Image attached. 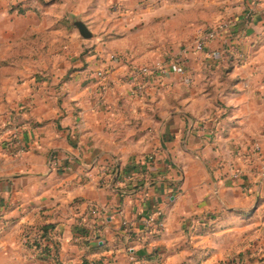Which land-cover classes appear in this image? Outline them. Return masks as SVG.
<instances>
[{"label": "crops", "instance_id": "0c3cea01", "mask_svg": "<svg viewBox=\"0 0 264 264\" xmlns=\"http://www.w3.org/2000/svg\"><path fill=\"white\" fill-rule=\"evenodd\" d=\"M228 17L196 50L198 29ZM175 58L193 81L170 72L133 93V61ZM262 95L264 0H0V264H53L22 240L40 220L58 222L62 264H85L82 222L111 245L88 256L103 264L183 261L201 214L217 212L211 234L248 215L264 225ZM157 209L160 236L121 239L124 221Z\"/></svg>", "mask_w": 264, "mask_h": 264}, {"label": "trees", "instance_id": "16d2710c", "mask_svg": "<svg viewBox=\"0 0 264 264\" xmlns=\"http://www.w3.org/2000/svg\"><path fill=\"white\" fill-rule=\"evenodd\" d=\"M114 172L113 170L112 173ZM93 205L96 204L91 203L90 207ZM211 216L215 217L213 214ZM203 225H205V228L200 230L201 232L208 227L207 222L203 223ZM57 227L58 222L45 220L29 223L24 226L22 237H25V241L23 243L33 261H47L53 264H62L60 260V241L57 236ZM161 229V227H157V230L152 232V236H160ZM210 230H213V227ZM120 231L123 241L133 239L147 241L148 239V227L139 219L133 221L132 224H122ZM77 237L79 242H84L88 247L86 251L87 257L84 258V263L103 264L104 256L99 258H90L88 256L110 249L111 245L109 242L96 238L98 236H93V231L84 222L79 223L77 226ZM262 259L263 257L259 256V248L256 246L255 248L249 247L239 252H233L230 258L222 264H260Z\"/></svg>", "mask_w": 264, "mask_h": 264}, {"label": "built area", "instance_id": "2783aa9c", "mask_svg": "<svg viewBox=\"0 0 264 264\" xmlns=\"http://www.w3.org/2000/svg\"><path fill=\"white\" fill-rule=\"evenodd\" d=\"M234 20L230 19H219L211 23L207 26H202L198 29V34L195 39L194 47L196 50H204L206 45L213 39L223 36L227 31L232 29L234 25ZM233 51L235 52V59L238 64H243L247 61L248 55L239 47L238 44H234L232 47ZM119 54H112V58H119ZM170 72H177L180 74L186 75L189 81L194 80V76L188 66L178 60L172 59L167 64L161 62H142V61H133L130 66L129 71V78L133 82V93L137 96H142L144 94L145 85H146V78L150 76L157 77L159 79L163 78L164 76L168 75ZM246 88H249V84H246ZM254 150L259 155L263 154V150L260 144L254 145ZM147 160H153L154 155L148 154ZM51 164L57 162L55 158L52 156L50 160ZM241 171L236 170L234 171V177H239ZM91 212L93 214H97L99 212V207L97 205H93L91 207ZM210 217H212L210 215ZM208 219V218H206ZM212 219V218H211ZM201 220V218H200ZM143 224L148 227V232L151 233L157 230V227H163L164 225V212L162 209H157L153 213L147 215L143 220H141ZM132 224V221H124L123 224ZM0 224V230H1ZM23 242L25 241V237H22Z\"/></svg>", "mask_w": 264, "mask_h": 264}, {"label": "rangeland", "instance_id": "374dc122", "mask_svg": "<svg viewBox=\"0 0 264 264\" xmlns=\"http://www.w3.org/2000/svg\"><path fill=\"white\" fill-rule=\"evenodd\" d=\"M228 19L230 18L228 17ZM253 201H255V190L253 191ZM212 214L215 217H210ZM216 217H218L217 212L198 216L200 224L197 223L196 230L198 234L202 235L199 234L200 236L196 237V245L192 240L189 243L193 254L176 264H222L230 258L232 252L252 245L254 248L256 246L259 248V256L263 257L260 264H264V225L260 222L259 216L252 218V215H248L241 223H233L228 226H233V229L224 233L211 234L213 230L210 228L216 225ZM205 222L208 227L201 232L200 230L205 228L203 225Z\"/></svg>", "mask_w": 264, "mask_h": 264}, {"label": "water", "instance_id": "95a60500", "mask_svg": "<svg viewBox=\"0 0 264 264\" xmlns=\"http://www.w3.org/2000/svg\"><path fill=\"white\" fill-rule=\"evenodd\" d=\"M71 21L73 25H75L79 32L80 35L84 38H91L93 36V31L90 29L88 24L80 17L78 16H72Z\"/></svg>", "mask_w": 264, "mask_h": 264}]
</instances>
